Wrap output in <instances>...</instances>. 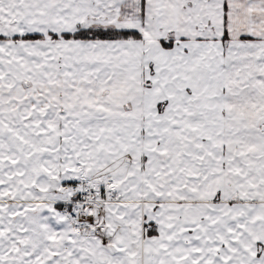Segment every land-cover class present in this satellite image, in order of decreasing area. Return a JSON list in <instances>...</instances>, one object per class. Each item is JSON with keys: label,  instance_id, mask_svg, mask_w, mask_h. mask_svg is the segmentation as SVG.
<instances>
[{"label": "snow or ice", "instance_id": "1", "mask_svg": "<svg viewBox=\"0 0 264 264\" xmlns=\"http://www.w3.org/2000/svg\"><path fill=\"white\" fill-rule=\"evenodd\" d=\"M0 264H264V0H0Z\"/></svg>", "mask_w": 264, "mask_h": 264}]
</instances>
